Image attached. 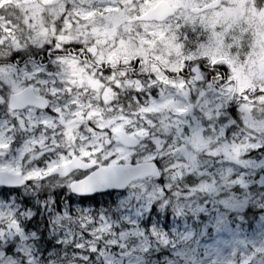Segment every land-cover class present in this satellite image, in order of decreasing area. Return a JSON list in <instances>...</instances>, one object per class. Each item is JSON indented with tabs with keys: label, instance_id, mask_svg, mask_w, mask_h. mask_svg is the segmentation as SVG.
I'll use <instances>...</instances> for the list:
<instances>
[{
	"label": "snow or ice",
	"instance_id": "6c2138e0",
	"mask_svg": "<svg viewBox=\"0 0 264 264\" xmlns=\"http://www.w3.org/2000/svg\"><path fill=\"white\" fill-rule=\"evenodd\" d=\"M0 264H264V0H0Z\"/></svg>",
	"mask_w": 264,
	"mask_h": 264
}]
</instances>
